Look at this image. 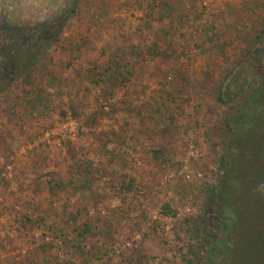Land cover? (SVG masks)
Returning <instances> with one entry per match:
<instances>
[{"label":"rangeland","instance_id":"rangeland-1","mask_svg":"<svg viewBox=\"0 0 264 264\" xmlns=\"http://www.w3.org/2000/svg\"><path fill=\"white\" fill-rule=\"evenodd\" d=\"M58 18L0 93V264H263L264 0H0L9 36Z\"/></svg>","mask_w":264,"mask_h":264},{"label":"trees","instance_id":"trees-1","mask_svg":"<svg viewBox=\"0 0 264 264\" xmlns=\"http://www.w3.org/2000/svg\"><path fill=\"white\" fill-rule=\"evenodd\" d=\"M63 22H64V19L58 18L56 20H51L49 22L42 23L38 25L37 27L34 26L33 28H30L27 30L24 29L23 31L25 32L24 34L17 33L16 36H13V35L9 36L7 34V31H4L3 29L4 27H6L5 26L6 21L0 19V93L4 92L5 89H7L8 87L12 86L13 83H15L16 81L22 79L23 76L27 75L29 77L32 70L36 68L39 62L41 61L42 54L46 51V49L43 50L42 47L44 46L48 47L54 44L55 42H57L60 34L63 32V26H64ZM12 36L14 37L13 41L11 40ZM150 52H153V51L151 50ZM116 57L117 56H115L114 59L118 60V58ZM107 71H111V73H107ZM131 72H132V69H128L127 65H123V64L119 65V62L114 60V64H111L110 67L106 68L105 74H104L105 78L101 79L100 81L97 80L96 82L97 84H99L105 81V82H109L113 84L112 81L115 82L117 80L118 85H126V82H128ZM263 75L264 73H262V75L260 76L259 81L257 82L256 86L250 89L249 94L253 91L258 90V88L263 84L264 78H261ZM28 77H25V78L28 79ZM236 78L238 81L241 78V75L236 74ZM232 79L233 78L228 79L227 77L223 78L221 80V84L219 85V87H231L232 83L234 82V81H231ZM249 94L247 95L246 99L248 98ZM246 99H245V102H246ZM240 123H243L242 120L239 121V124ZM236 128H234V130H236ZM242 135L243 134H241V136ZM233 140L236 141V143L237 142L239 143L238 139L234 138ZM236 148H238L237 150L240 151L239 153L242 152L241 144H237ZM227 163H228V166L230 165L229 166L230 171H235V170L237 171L236 168L233 169L235 164H232L231 162H227ZM224 171H227L226 168H224ZM253 183L256 185L257 181H254ZM240 184L241 183H240V178H239L238 188L236 187L237 190H239ZM130 185L131 183L128 184V186ZM229 187L230 186L223 187L224 194L219 199L222 202V205H221L222 207L227 208V206L229 205L233 209L232 203L230 204L227 199L228 193L230 191L228 189ZM250 190L251 192H254V189H250ZM261 190L262 189H260V191ZM237 210L238 208L235 207V211ZM225 225L227 226V224ZM82 228L83 229L81 230V232H78V234L83 238L84 237L83 234L87 231L89 232L90 227H88V225L86 224H83ZM226 229H227L226 231L228 232L229 231L228 227ZM196 232H198V229H196ZM220 243L222 246L227 245V247L224 248V253L222 255H217V257L220 258L219 262H221L220 264H230L229 262L225 263V261L227 260L229 261L228 254L231 251V246L230 248H228V244H225L223 242H220ZM213 251L218 254L222 253V251L218 249L217 247H214ZM186 260L187 262L191 263L190 259H186ZM211 260L212 259L210 258L205 259L204 264H212Z\"/></svg>","mask_w":264,"mask_h":264}]
</instances>
